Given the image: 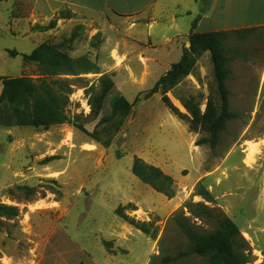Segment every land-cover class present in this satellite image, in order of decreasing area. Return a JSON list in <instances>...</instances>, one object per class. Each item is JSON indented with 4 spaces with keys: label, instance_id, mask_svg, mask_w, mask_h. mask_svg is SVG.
<instances>
[{
    "label": "rangeland",
    "instance_id": "1",
    "mask_svg": "<svg viewBox=\"0 0 264 264\" xmlns=\"http://www.w3.org/2000/svg\"><path fill=\"white\" fill-rule=\"evenodd\" d=\"M178 1L184 7L191 4ZM211 1L202 3L204 10H209ZM52 20H57L54 29H37ZM102 20L99 14L74 8L66 0H0V94L4 77L36 80L41 76L38 65L24 64L22 56L44 42L64 43L72 58L87 56L98 64L103 42L100 45L95 36H102L98 32ZM191 22L185 15L179 18L183 34ZM108 26L105 30L111 32ZM73 33L77 36L68 43ZM181 42L184 49L185 40ZM224 46L231 71L230 109L238 118L229 123L215 151L196 145L206 134L190 132L187 123L163 104L161 94L135 104L108 148L90 136L100 130L101 117L110 113L112 96L121 94L131 103L137 96L142 98L163 76V65L144 85L118 83L96 120L89 117L86 86L97 83L99 76L88 74L81 76L83 82L67 77L73 84L67 110L73 118L70 123L48 130L0 126V205L19 211L13 218L0 215V264H151L155 256L159 260L175 257L188 250V242L177 232L172 217L190 200L204 202L194 195L199 182L214 198L205 204L220 209L238 226L252 255L249 264H264V33L243 41L231 36ZM10 51L19 55L13 57ZM113 55L119 60L116 51ZM157 55L171 66L183 53L174 48L170 55L163 49ZM216 92L211 55L205 53L194 73L168 97L187 113L180 97L200 98L204 110L206 98H217ZM75 116L79 118L74 120ZM254 146L258 153L248 164L247 155ZM135 158L171 176L175 196L169 199L135 177ZM129 205L136 210L126 208L124 213L153 222L152 229H158L156 240L117 215L119 207ZM185 213L191 217L187 209ZM197 224L207 231L215 228L207 221ZM176 264L207 263L190 257Z\"/></svg>",
    "mask_w": 264,
    "mask_h": 264
},
{
    "label": "trees",
    "instance_id": "2",
    "mask_svg": "<svg viewBox=\"0 0 264 264\" xmlns=\"http://www.w3.org/2000/svg\"><path fill=\"white\" fill-rule=\"evenodd\" d=\"M206 1L203 0V3ZM68 17L71 15L60 18ZM56 25L57 20H52L49 25L38 26L37 29L48 31L54 29ZM195 25L196 23L193 27ZM255 32V29L207 33L192 31L189 36L191 45L183 49L180 61L173 64L170 70L142 98L137 96L131 103L121 94L112 96L110 113L101 117L98 124L100 130L97 129L90 136L108 148L113 137L120 132L125 120L131 115L135 104L141 99L147 100L155 94H161L163 104L171 114L187 123L190 132L206 134L196 142V145H208L212 151H215L221 143L222 136L228 131L229 123L238 118V113L230 109L231 91L227 81L231 71L224 41L231 36L243 41ZM262 33L264 30L260 31V34ZM76 36V33H73L67 42L72 43ZM95 38H99L101 45L102 36L98 34ZM64 48V43L56 45L44 42L30 54L22 56L24 64L35 63L40 68L41 76L36 80L27 76L1 79L3 86L0 94L1 127H33L48 130L52 126L70 123L73 118L69 116L67 110L71 106L70 96L73 92L71 88L73 84L67 77H75L77 81L83 82L84 78L81 76L88 74L100 75L97 83L89 88L86 86V94L89 96L88 104L91 109L89 117L93 120L100 117L107 97L115 88L112 76L102 74L98 64L91 61L89 57L72 58ZM205 53L211 55L217 98L209 95L206 98L205 109L202 110L200 98L180 97L179 100L187 112L182 113L172 103L168 93L194 73L198 60ZM10 55L16 57L19 53L10 51ZM76 118L79 116H75L74 120ZM79 127L83 128L81 125ZM102 137L106 139L102 141ZM132 173L141 182L169 199L175 196L173 178L160 168L149 165L140 158H135ZM194 195L201 197L204 202L193 203L190 200L172 217L177 232L183 235L188 242V250L179 252L175 257H164L162 260H159V256H155L151 264H176L177 261L190 257L200 258L207 264H249L252 255L248 243L242 237L238 226L230 218L220 209L211 208L205 204L206 202L213 203L214 198L202 182L197 184ZM126 208L136 210L133 205L119 207L117 215L129 225L156 240L158 229H152L153 222H141L129 217L124 213ZM185 209L191 217L186 216ZM0 215L13 218L19 215V211L16 207L0 205ZM191 218L212 223L215 228L208 231L202 229L203 227Z\"/></svg>",
    "mask_w": 264,
    "mask_h": 264
},
{
    "label": "crops",
    "instance_id": "3",
    "mask_svg": "<svg viewBox=\"0 0 264 264\" xmlns=\"http://www.w3.org/2000/svg\"><path fill=\"white\" fill-rule=\"evenodd\" d=\"M66 2L74 8L103 17L98 31L103 39L98 66L102 74L112 76L115 87L120 82L124 85H144L158 72L161 65L165 67V75L172 65L167 66L157 54L163 49L170 55L174 48L183 53L181 41L184 39V48H189L187 45L192 31L207 33L255 29L253 35H257L264 30V0H212L208 11L203 9V0H189V7H184L178 0ZM184 15L191 18L192 25L190 30L183 34L178 21ZM194 23L196 25L193 27ZM106 24L111 32L105 30ZM157 29L159 32L155 33ZM110 47L113 48L108 51L107 48ZM113 51L117 52L119 60L113 57Z\"/></svg>",
    "mask_w": 264,
    "mask_h": 264
},
{
    "label": "bare ground",
    "instance_id": "4",
    "mask_svg": "<svg viewBox=\"0 0 264 264\" xmlns=\"http://www.w3.org/2000/svg\"><path fill=\"white\" fill-rule=\"evenodd\" d=\"M258 153V149L257 146H254L251 148V150L249 151L248 155H247V163L248 164H252L255 161V157Z\"/></svg>",
    "mask_w": 264,
    "mask_h": 264
},
{
    "label": "water",
    "instance_id": "5",
    "mask_svg": "<svg viewBox=\"0 0 264 264\" xmlns=\"http://www.w3.org/2000/svg\"><path fill=\"white\" fill-rule=\"evenodd\" d=\"M188 45H189V46L191 45L190 41L188 42Z\"/></svg>",
    "mask_w": 264,
    "mask_h": 264
}]
</instances>
